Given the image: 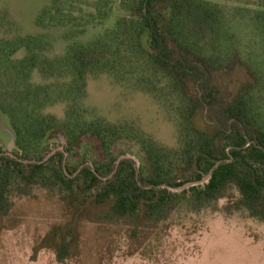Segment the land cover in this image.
Returning <instances> with one entry per match:
<instances>
[{
	"label": "trees",
	"instance_id": "16d2710c",
	"mask_svg": "<svg viewBox=\"0 0 264 264\" xmlns=\"http://www.w3.org/2000/svg\"><path fill=\"white\" fill-rule=\"evenodd\" d=\"M222 1L243 6L262 48L254 64L244 61L251 79L232 98L216 76L243 60L228 36ZM117 11L111 26L82 39ZM35 22L43 33L15 34L14 21L0 13V114L15 140L12 156L0 146V214L39 187L71 206L107 207L100 219L144 224L217 210L221 199L237 194L224 210L264 222V0H53ZM58 27L67 30L69 43L62 55L51 56L49 31ZM36 72L42 82L35 81ZM99 75L165 106L177 122L178 146L88 108V79ZM57 104L65 105L63 118L47 112ZM56 133L66 143L53 152ZM123 155L135 158L120 160ZM211 173L203 184L170 188ZM59 234L54 230L51 241ZM69 243L62 237L55 248L60 261Z\"/></svg>",
	"mask_w": 264,
	"mask_h": 264
},
{
	"label": "rangeland",
	"instance_id": "374dc122",
	"mask_svg": "<svg viewBox=\"0 0 264 264\" xmlns=\"http://www.w3.org/2000/svg\"><path fill=\"white\" fill-rule=\"evenodd\" d=\"M52 1L0 0V13L14 21L15 34H40L44 30L36 25V17ZM222 3L231 25L228 36L243 60L231 73L224 68L216 76L223 94L232 98L251 79L244 61L254 64L262 48L248 14L240 10L243 6ZM117 13L106 25L89 27L82 39H90L111 26ZM49 32L54 41L49 54L62 55L69 43L65 38L67 30L58 27ZM4 34V30L0 31V35ZM208 40L205 43L210 48L213 43ZM210 49L215 53V46ZM24 55L21 50L17 57ZM34 79L44 80L38 72ZM85 105L112 122L134 123L164 146H178L177 122L168 109L151 95L117 83L110 75L89 77ZM47 112L63 118L65 105L50 106ZM14 143L9 120L0 114V146L9 156L13 155ZM65 143L62 134H54L53 152L62 150ZM133 151L138 154L139 148L134 146ZM236 196L221 199L217 210L179 212L166 221L144 224L141 219H100L107 207L91 202L71 206L58 194L36 187L30 196L16 198L8 215L0 214V264H264V222L246 212L229 214L224 210ZM56 229L60 234L51 241ZM62 237L71 241L64 261L58 259L55 249Z\"/></svg>",
	"mask_w": 264,
	"mask_h": 264
},
{
	"label": "water",
	"instance_id": "95a60500",
	"mask_svg": "<svg viewBox=\"0 0 264 264\" xmlns=\"http://www.w3.org/2000/svg\"><path fill=\"white\" fill-rule=\"evenodd\" d=\"M14 145H15V143H14ZM49 156H50V155H49ZM127 157H133V158H135L134 156H131V155H123V156L120 158V160L123 159V158H127ZM217 165H218V164H217ZM217 165H216V166H217ZM211 175H212V173L209 174L208 176H206L204 179H202V180H200V181L189 182V183H187V184H185V185H183V186H181V187H178V188H174V187H170V188L173 189V190H176V191H180V190H183V189L189 188V187H191V186H193V185L203 184V183L209 181V179L211 178Z\"/></svg>",
	"mask_w": 264,
	"mask_h": 264
}]
</instances>
